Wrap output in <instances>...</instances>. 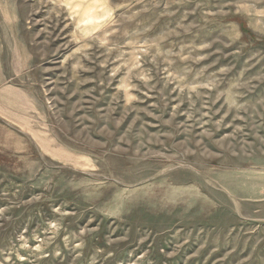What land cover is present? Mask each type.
<instances>
[{
	"label": "rangeland",
	"instance_id": "rangeland-1",
	"mask_svg": "<svg viewBox=\"0 0 264 264\" xmlns=\"http://www.w3.org/2000/svg\"><path fill=\"white\" fill-rule=\"evenodd\" d=\"M0 264H264V0H0Z\"/></svg>",
	"mask_w": 264,
	"mask_h": 264
}]
</instances>
